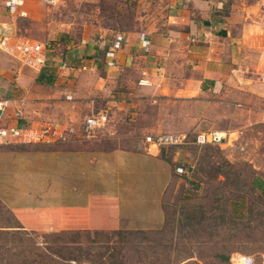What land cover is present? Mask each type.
Masks as SVG:
<instances>
[{"label": "crops", "instance_id": "crops-1", "mask_svg": "<svg viewBox=\"0 0 264 264\" xmlns=\"http://www.w3.org/2000/svg\"><path fill=\"white\" fill-rule=\"evenodd\" d=\"M158 1L165 11L161 26L119 33L124 41L116 66L108 67L105 53L115 33L94 27L78 37L51 34L37 41L22 34L19 21L38 20L39 3L26 0L20 17L9 15L0 0V37L51 46L38 68L0 50V95L11 100L10 116L20 111L32 126L79 127L92 111L110 115L105 132L91 140L26 144L36 152L30 156L48 159V172L62 175L36 186L55 188L57 198L41 208L54 211L55 220L48 224L42 217L34 226L57 234L159 230L177 219L182 199L194 188L200 151L157 149L144 137L210 130L230 137L243 126L264 125V0ZM62 62L73 69L60 68ZM123 125L130 131L117 133ZM120 137L132 142L102 147ZM179 165L184 174L176 173ZM9 209L13 228L31 227L18 217L33 211L30 206Z\"/></svg>", "mask_w": 264, "mask_h": 264}, {"label": "rangeland", "instance_id": "rangeland-1", "mask_svg": "<svg viewBox=\"0 0 264 264\" xmlns=\"http://www.w3.org/2000/svg\"><path fill=\"white\" fill-rule=\"evenodd\" d=\"M31 1L39 3L34 13L39 19L20 18L19 25L22 34L37 41L51 34L78 37L94 27L115 34L144 32L160 27L165 16L158 0H153L158 5L148 0H59L51 7ZM123 126L115 131H130ZM111 141L102 147L132 142L124 137ZM29 146H0V264H231L236 255L260 264L264 256V196L251 188L254 178L264 182L262 124L243 126L220 146L191 145L188 150L200 151L192 174L199 188L185 195L181 215L188 212L194 218L173 232L167 228L145 236L127 231L58 235L34 226L42 217L48 224L55 220L54 211L41 208L55 205L57 198L55 188L36 186L62 175L48 172V159L30 156L36 152ZM23 206L33 209L18 214L31 226L27 230L13 228L15 214L9 209Z\"/></svg>", "mask_w": 264, "mask_h": 264}, {"label": "built area", "instance_id": "built-area-1", "mask_svg": "<svg viewBox=\"0 0 264 264\" xmlns=\"http://www.w3.org/2000/svg\"><path fill=\"white\" fill-rule=\"evenodd\" d=\"M7 13L11 16L18 15L24 17L21 11L24 0H1ZM46 6H56L59 0H39ZM124 41L122 34H115L113 41L105 53L107 66H116V54L120 50ZM145 51L148 50V43L142 42L141 45ZM49 42H37L25 37L15 35H4L0 37V50L6 52L14 59L22 62L31 68L42 67L46 62V53L50 48ZM60 68H70L66 62L60 64ZM86 68L82 67V70ZM264 81V79H263ZM11 100L0 95V146H10L15 144H40L55 145L69 143L75 138L83 141L91 140L95 137L98 130H102L109 122V112L106 110L92 111L84 118L79 127L73 125H61L57 122H40L36 126L23 118L20 111H16L10 116L9 109ZM26 121L23 125H16L12 121ZM188 134L183 133H161L156 135H147L143 142L149 147L157 149L168 147H180L188 144L195 146L214 145L220 146L226 139L224 133L210 130L200 132L194 135L193 141L190 143ZM179 174H184V169L179 167L176 169ZM195 264H201L196 262ZM231 264H256L251 256L236 255L231 259ZM260 264H264V256Z\"/></svg>", "mask_w": 264, "mask_h": 264}, {"label": "trees", "instance_id": "trees-1", "mask_svg": "<svg viewBox=\"0 0 264 264\" xmlns=\"http://www.w3.org/2000/svg\"><path fill=\"white\" fill-rule=\"evenodd\" d=\"M188 139H189V142L191 143L192 141H193V138H194V135H190V134H188ZM192 144H188V145H185V146H180V147H166V148H162L163 150H168V149H174V150H179V149H188V148H190V147H192L191 146ZM198 147V146H197ZM190 150V149H189ZM191 151V150H190ZM196 153H197V151H196ZM179 167H181V168H183L184 169V167L183 166H177L176 167V169L177 168H179ZM175 169V170H176ZM176 173H178L177 171H176ZM179 174V173H178ZM194 177L192 176V184H193V189L192 190H195V189H197V188H199V185L195 182V180L193 179ZM251 188L252 189H258V190H260V191H262V193H263V196H264V182H263V180L261 181V180H258L257 178H254L253 179V181H252V184H251ZM185 198H183L182 199V201L184 200ZM184 206H186V205H184L183 203L180 205V207L178 208V213H177V219L175 218V220L174 219H169L168 220V222L166 223V225L164 226V227H162L161 229H159V230H154V231H147V232H155L156 234L158 233V232H163V231H165L167 228L169 229V231H171V232H173V230H175L176 229V227L177 226H179V227H181V226H184V224L186 225V226H188L189 225V220H191V219H193L194 218V215H192V214H187L188 212H186L183 216L181 215V213H182V211H183V207ZM185 217V218H184ZM184 223V224H183ZM119 232V231H118ZM127 232H136L137 234H141V235H143V236H145L146 235V233L147 232H141V231H127ZM87 233H89V232H87ZM73 234H75V233H73ZM92 234H98V233H92ZM58 235H60V234H58Z\"/></svg>", "mask_w": 264, "mask_h": 264}]
</instances>
